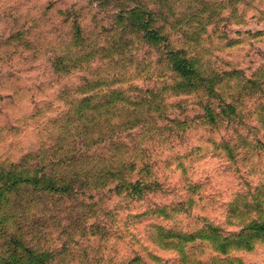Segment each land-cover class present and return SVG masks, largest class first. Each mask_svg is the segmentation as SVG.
<instances>
[{
  "label": "rangeland",
  "instance_id": "rangeland-1",
  "mask_svg": "<svg viewBox=\"0 0 264 264\" xmlns=\"http://www.w3.org/2000/svg\"><path fill=\"white\" fill-rule=\"evenodd\" d=\"M88 1L0 0V165L10 176L30 177L36 157L17 164L66 110L56 97L79 74L56 77L52 52L67 12ZM231 11L200 53L210 67L250 77L264 65V1ZM157 96L149 126L82 150L70 168L45 167L61 168L55 176L0 182V264H264L263 242L248 251L224 240L255 215L246 203L264 191V150L250 143L239 167L219 147L226 130L204 121L200 98Z\"/></svg>",
  "mask_w": 264,
  "mask_h": 264
},
{
  "label": "trees",
  "instance_id": "trees-1",
  "mask_svg": "<svg viewBox=\"0 0 264 264\" xmlns=\"http://www.w3.org/2000/svg\"><path fill=\"white\" fill-rule=\"evenodd\" d=\"M241 1L89 0L83 7L73 5L51 60L56 77L79 74L76 83L63 87L56 97L66 110L46 121L52 125L49 137L17 164L35 156L30 177L21 172L10 176L0 165V182L55 176L61 168L45 167L70 168L82 150L149 126L160 110L157 95L168 92L200 98L204 121L213 131L221 126L226 130L219 147L236 165L244 166L250 143L264 150V65L245 77L236 69L210 67L200 53L206 33L223 21L218 18L224 12L236 13ZM84 14L92 27L85 25ZM238 126L241 129L232 128ZM246 206L255 215L238 234L224 238L225 243L235 238L228 248L251 251L264 243L259 241L264 237L263 189ZM249 231L254 235L249 237Z\"/></svg>",
  "mask_w": 264,
  "mask_h": 264
}]
</instances>
